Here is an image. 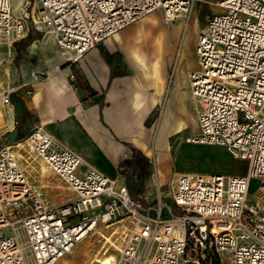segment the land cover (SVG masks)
Listing matches in <instances>:
<instances>
[{"label":"built area","instance_id":"2783aa9c","mask_svg":"<svg viewBox=\"0 0 264 264\" xmlns=\"http://www.w3.org/2000/svg\"><path fill=\"white\" fill-rule=\"evenodd\" d=\"M196 1L21 0L14 7L0 0V42L11 48L30 31L44 32L77 62L153 10L169 22L188 20ZM218 6L198 34V68L188 74L199 129L187 141L224 147L245 160V173H177L168 182L170 202L154 176L156 199L144 203L124 179L37 126L0 147V264H56L104 228L112 229L101 235L105 251H117L115 264H212L211 254L264 264V205L249 198L253 179L264 192V0ZM15 89L1 93L4 105ZM51 187L71 194L54 203Z\"/></svg>","mask_w":264,"mask_h":264},{"label":"crops","instance_id":"0c3cea01","mask_svg":"<svg viewBox=\"0 0 264 264\" xmlns=\"http://www.w3.org/2000/svg\"><path fill=\"white\" fill-rule=\"evenodd\" d=\"M183 28L181 20L169 22L163 10L156 9L100 42L77 62L69 61L54 38L46 43L33 38L27 47L29 60L20 64L12 104L1 102L0 136L16 128L14 121L19 123L26 109L35 118L33 128L44 127L87 162L124 179L132 196L144 203L149 201L145 190L150 184L154 187V176L166 185L180 172L221 173L220 166L203 165L209 152L221 157V150L187 141L199 129L197 102L188 81L189 72L198 68V56L194 50L196 57H191L192 40L185 44ZM32 57L36 64L31 66ZM191 123L197 125L195 133L183 135ZM175 135L185 136L179 145L186 143L191 152L200 153L202 161L193 159L172 170L174 153L169 144ZM134 151L136 157L154 158L152 173L127 169L125 162ZM256 201L264 205V200ZM99 251L82 264H97L93 259Z\"/></svg>","mask_w":264,"mask_h":264},{"label":"rangeland","instance_id":"374dc122","mask_svg":"<svg viewBox=\"0 0 264 264\" xmlns=\"http://www.w3.org/2000/svg\"><path fill=\"white\" fill-rule=\"evenodd\" d=\"M20 0H13L14 7L18 6ZM219 6L216 4L215 0H197L193 4V8L191 11V15L188 20L185 22L181 21L184 24V28L182 31V39L185 41V44H188L192 40L193 45V53L192 50L190 52V55L192 58L196 57L195 53V40L196 37L199 34V31L204 25L206 24L207 16L215 13L218 11ZM186 20L185 17H182ZM180 20V19H177ZM186 26V28H185ZM39 37L41 42H45L49 38H53L51 35L46 34L44 32L40 31H34L29 32L25 37L17 40L13 43V46L9 48V45L7 42H0V94L8 89V88H15L19 84L18 82V73L20 70V64L22 61L29 60L28 57V50L27 47L33 40V38ZM47 42V41H46ZM45 42V43H46ZM39 44V43H38ZM31 66L36 64L35 58H31L30 63ZM1 106V101H0ZM35 118L33 117V114L26 113L22 117V120L16 124V128L12 131H6L1 134L0 136V147L3 145L10 144L14 141H16L17 138L20 137V135H27L30 133L34 128L31 126V123L33 124V121ZM197 125L194 123H191V125L188 127L187 131L184 132L183 135H187L190 133H195ZM5 128H2L4 130ZM180 136V135H179ZM174 136L172 139H170V150L174 153L173 158V164H172V170L180 169V167L184 166V163H189L191 160H196L197 162L202 159L200 156V153L197 152H191L188 147H186V143H183L182 145H179V142L185 138V136ZM191 136V135H190ZM211 145V144H208ZM181 146V147H180ZM216 146L219 150H221V157L217 154H213L212 152H209L204 158V167H221V173L225 174H241L245 173L246 171V163L245 160L239 159V158H233L229 152L222 146ZM180 147V150H179ZM159 151V150H158ZM161 156H159L160 158ZM202 161V160H201ZM195 162V161H194ZM139 165L141 167L145 168V171H141V167L139 169L140 173H152L154 171V164H153V157L144 159V162L141 160H138ZM33 164H38L37 161H34ZM143 165V166H142ZM38 166V165H37ZM131 168V167H127ZM138 170V168H137ZM131 184V183H130ZM260 185V181L257 179H253L251 186H250V192H249V198L251 201L256 200H264V192L259 190L258 187ZM50 193L53 195H49L50 201L54 203H61L66 199V195H70V190H65L61 187H51ZM165 195L164 200L167 202H170V186L168 184L164 185ZM148 198V200L151 202V200H155V189L150 184L149 187L145 190V198ZM142 200V199H141ZM143 201V200H142ZM146 201V199H145ZM110 235L112 229L111 228H104V229H97V231L91 235H89L87 238L82 240L74 249L73 252L59 260L56 264H82L86 263L89 257L97 251V249H102L104 245H108L109 243H106V239L102 237L101 233ZM116 235V234H114ZM114 238V237H113ZM112 240V238H111ZM89 250V251H88ZM103 251V250H102ZM87 252V253H86ZM108 253H117L116 249L111 246ZM218 256L219 264H231L228 257L223 254V256ZM98 264V263H97Z\"/></svg>","mask_w":264,"mask_h":264},{"label":"bare ground","instance_id":"6f19581e","mask_svg":"<svg viewBox=\"0 0 264 264\" xmlns=\"http://www.w3.org/2000/svg\"><path fill=\"white\" fill-rule=\"evenodd\" d=\"M21 1V0H20ZM217 5H221V0H219L217 3ZM181 21H187L183 18H180ZM185 24V23H184ZM50 36V35H49ZM9 42V40H7ZM2 42V41H1ZM9 45V43H7ZM0 115H1V111H0ZM3 115V114H2ZM2 118V116H0V119ZM43 170L45 171L46 170V166H43L42 167ZM107 240H110L109 237H107ZM103 248L101 249L100 248V251L99 253L101 254H97L94 256V259H93V262H97L98 264H115L114 263V260H115V253H108L109 249H107L105 251V248L107 247L106 245L102 246ZM103 250V251H102ZM94 264V263H92Z\"/></svg>","mask_w":264,"mask_h":264},{"label":"trees","instance_id":"16d2710c","mask_svg":"<svg viewBox=\"0 0 264 264\" xmlns=\"http://www.w3.org/2000/svg\"><path fill=\"white\" fill-rule=\"evenodd\" d=\"M26 111H27L26 109H24V110L21 111V112H23V116L26 113ZM21 137H23V135H20V138ZM132 148L135 150L134 147H132ZM136 155L137 154L134 151L132 157L129 158V159H127L126 162H125V164L128 165L129 167H131L133 170L136 169V168L140 169L141 165L138 164V160H141L142 162H144V159L143 158L136 157ZM137 164H138V166H137ZM143 167H141V171L142 172L145 171V168H143ZM211 257H212V264H219L218 256L216 254H211Z\"/></svg>","mask_w":264,"mask_h":264}]
</instances>
